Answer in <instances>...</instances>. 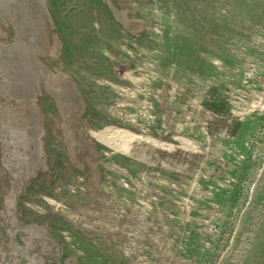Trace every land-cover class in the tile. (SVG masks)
<instances>
[{
  "label": "rangeland",
  "instance_id": "rangeland-1",
  "mask_svg": "<svg viewBox=\"0 0 264 264\" xmlns=\"http://www.w3.org/2000/svg\"><path fill=\"white\" fill-rule=\"evenodd\" d=\"M0 264H264V0H1Z\"/></svg>",
  "mask_w": 264,
  "mask_h": 264
},
{
  "label": "bare ground",
  "instance_id": "bare-ground-1",
  "mask_svg": "<svg viewBox=\"0 0 264 264\" xmlns=\"http://www.w3.org/2000/svg\"><path fill=\"white\" fill-rule=\"evenodd\" d=\"M0 2H1V0H0ZM2 3H3V1H2ZM8 5H9V3H8ZM137 135L134 134V133H130L128 131H125L123 129L117 128V129L114 130L113 137H112L113 140L112 141H113V144H114V146H115L116 149H118L120 151L128 152L129 149H130V142H131V140L134 139V138L135 139L136 138H140L139 135L138 136ZM149 140L152 143L156 144V146L157 145H160L161 147L162 146L163 147L164 146L172 147V144H170V143H166V142H163V141H158V140L153 139V138H149Z\"/></svg>",
  "mask_w": 264,
  "mask_h": 264
}]
</instances>
